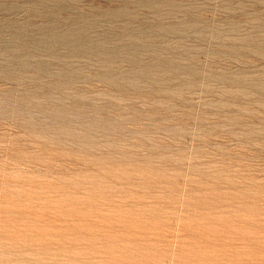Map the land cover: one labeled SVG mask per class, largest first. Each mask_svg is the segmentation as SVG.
<instances>
[{
  "label": "rangeland",
  "instance_id": "obj_1",
  "mask_svg": "<svg viewBox=\"0 0 264 264\" xmlns=\"http://www.w3.org/2000/svg\"><path fill=\"white\" fill-rule=\"evenodd\" d=\"M0 264H264V0H0Z\"/></svg>",
  "mask_w": 264,
  "mask_h": 264
}]
</instances>
